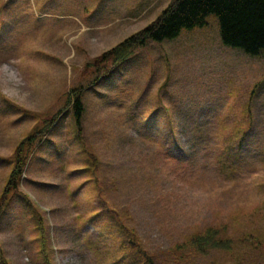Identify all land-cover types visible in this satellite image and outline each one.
Wrapping results in <instances>:
<instances>
[{"label": "rangeland", "instance_id": "374dc122", "mask_svg": "<svg viewBox=\"0 0 264 264\" xmlns=\"http://www.w3.org/2000/svg\"><path fill=\"white\" fill-rule=\"evenodd\" d=\"M172 1L15 0L12 16L0 12L4 39L12 44L0 48V97L10 105L5 112L0 100V157H10L21 137L62 108L63 94L70 87L103 75L97 71L102 64L94 62L103 51L153 21ZM205 21L174 39L147 42L99 87L113 89L129 77L139 91L151 77L148 105L141 106L151 110L164 81L163 107L179 109L182 115L190 109L209 120L219 117L214 120L219 132L217 122L223 123L225 133L248 127L264 143V51L253 55L224 44L216 15ZM160 55L167 57V68ZM251 91L255 98L246 109ZM108 102L89 117L92 129L101 131L92 142L102 159H109L111 172L122 175L120 184L123 178L127 182L126 189L109 197L130 209L127 224L135 228L147 253L154 254L153 262L264 264V157L249 159L234 180L210 170L192 172L197 164L188 170L186 164L163 165L157 158L143 161L139 154L150 144L138 142L133 113L111 98ZM59 122L60 131L37 150L21 187L45 216L49 258L54 264H149L144 257L131 255L125 248L128 243L121 246V236L109 224L105 228L104 219H92L100 204L89 176L76 171L82 155L64 148L74 141L73 121L64 116ZM134 141L138 146L132 145ZM57 142L62 149L57 150ZM140 168L146 169L145 175L136 171ZM6 174L7 168L0 165V190ZM10 211L13 220L5 218L0 224V248L11 264H36L38 234L29 210L14 204ZM220 223L226 229L223 236L231 238L230 249L201 256L191 236Z\"/></svg>", "mask_w": 264, "mask_h": 264}, {"label": "trees", "instance_id": "16d2710c", "mask_svg": "<svg viewBox=\"0 0 264 264\" xmlns=\"http://www.w3.org/2000/svg\"><path fill=\"white\" fill-rule=\"evenodd\" d=\"M13 3V0H0V12L11 15ZM210 14L216 15L219 33L224 44L240 48L253 55L264 51V0H173L145 27L103 52L95 61L102 64L98 70L97 68L95 70L104 71L103 75H94L83 84L70 87L63 94V107L52 113L49 118L44 117L40 120L42 125L34 126L21 137L15 144L10 157H0V165L7 168L4 184L0 190V224L5 218L7 222L13 220L10 210L14 204L24 205L29 210L34 232L38 234L39 249L35 259L36 264L54 263L48 256L49 236L45 216L39 206L21 189V183L27 180L22 178V174L26 172L27 160H32L48 137L56 136L60 131L56 128L61 117L58 120L57 118L61 114H68L73 121L72 138L74 141H66L67 145H64V148L82 155L80 156V167L76 171L89 176L88 180L100 204L98 209H93L92 219L94 221L97 219V222L99 217L104 219L105 228L107 224L112 226L121 236V244L127 241L133 254L144 253L149 264H154L152 257L146 256L143 249L144 244L135 228L127 224L131 221L130 209L122 203H115L113 197H109L113 191L119 192L126 189L127 182L123 178L120 184L119 179L122 175L116 176L111 172L109 159H102L96 150L97 146L92 142V139L97 140L101 133L95 127L92 129L89 123V117L92 116L95 108L106 107V103L109 104L108 99L111 98L124 109H130V113H133L131 118L135 120L134 127L138 142L143 146L142 143L150 144L145 151L139 154L143 161L157 158L163 165L172 163L179 167L186 164L188 170L197 164L200 166L192 172L196 171L200 174L210 170L227 180H234L243 166L247 164V159L254 156L256 137L253 136L257 132L254 134L248 127L241 128L239 132L230 133L227 130L225 133L222 130L223 123L217 122L221 126L219 132L215 125L216 120H209L206 115H193L191 112H186L178 118H172L166 114H161L164 116L162 117L158 109L150 112H146L144 108L141 110L146 99L147 88L137 95L129 93L124 99L117 100L115 96L123 87V81L113 89L99 87V83L104 78L110 77L121 66L128 64L136 51L145 46L147 42L171 40L176 38L182 30L201 27L206 23L205 18ZM3 30L1 20L0 48L8 46V42L3 38ZM106 64H111V67L103 69ZM0 100L5 102L3 106L5 112L10 111V105L6 104V99L1 96ZM251 100L252 95L249 97L248 104ZM160 118H165L163 123L159 122ZM223 128L226 129V127ZM106 135L107 130L102 137L105 139ZM133 144L138 146L135 141ZM55 145L57 150L63 148V144H58V142ZM77 147H79L78 151L73 150ZM119 149L123 151L124 147L121 146ZM107 165L109 166L108 171H106ZM145 170L140 168L136 171L145 175ZM172 171H175L174 167ZM105 173L114 177L106 178ZM144 181L149 182L150 180L144 178ZM137 190L139 191L138 188ZM211 229L204 235L196 237L193 242L198 249H205L207 252L217 248L225 249L230 239L220 236L218 229L214 227ZM0 264H11L1 248Z\"/></svg>", "mask_w": 264, "mask_h": 264}]
</instances>
